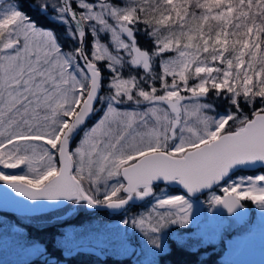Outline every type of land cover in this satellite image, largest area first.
<instances>
[{
	"label": "snow or ice",
	"instance_id": "obj_1",
	"mask_svg": "<svg viewBox=\"0 0 264 264\" xmlns=\"http://www.w3.org/2000/svg\"><path fill=\"white\" fill-rule=\"evenodd\" d=\"M38 2L63 33L0 11V168L32 174L0 181L113 208L161 180L264 204V172L242 174L264 166V0ZM190 208L161 195L134 223L156 234Z\"/></svg>",
	"mask_w": 264,
	"mask_h": 264
},
{
	"label": "rangeland",
	"instance_id": "obj_2",
	"mask_svg": "<svg viewBox=\"0 0 264 264\" xmlns=\"http://www.w3.org/2000/svg\"><path fill=\"white\" fill-rule=\"evenodd\" d=\"M13 3H15L13 0H0V11ZM53 10L52 17L54 18L55 9ZM0 172L6 175H28L29 177L32 175L28 173L27 166L24 165L17 169L0 168ZM261 172L264 171H257L253 174ZM249 174L251 173L245 175ZM155 185H153L156 190L154 195L139 204H133L139 205L134 212L124 209V212H117L122 213L120 216L110 220L96 219L79 226L67 227L64 233L57 238V243L64 250V256L76 255L82 252L80 251L82 247H86L87 250L93 251L101 258L111 255L129 257L133 264H161L158 256L169 250L168 240H174L193 250L208 247L205 255L215 250L221 251L222 255L218 258L219 263L216 264H264V204H257L251 200H248L250 205L243 203L251 208V215L239 224L234 217L227 214L222 205L211 203L213 194L223 195L221 187L215 186L203 194L190 197L179 187L177 188L180 191H170L163 187L164 184L157 189ZM161 189L164 191L162 192ZM107 190V186H100L96 199L101 200ZM161 195L184 196L191 206L189 222L183 225L171 223L156 234H146L134 221L145 217V227H147L149 223L147 218L157 203V197ZM68 201L71 202L66 204ZM68 201L50 209L57 208L54 213L61 215V218L79 209H90L84 200L73 198ZM47 210L41 212L15 210V213L21 216L29 214L32 219L37 217L34 214H42ZM39 217L51 219L53 222L57 216L40 215ZM36 221H41V219ZM45 255L47 253L44 248L34 239L0 218V264H20L32 258H44Z\"/></svg>",
	"mask_w": 264,
	"mask_h": 264
},
{
	"label": "trees",
	"instance_id": "obj_3",
	"mask_svg": "<svg viewBox=\"0 0 264 264\" xmlns=\"http://www.w3.org/2000/svg\"><path fill=\"white\" fill-rule=\"evenodd\" d=\"M13 1L19 4L21 11L32 16V18L40 23L41 26L55 28L61 33L65 31V26L58 23L52 17L54 10L49 8L47 12L41 11L38 0ZM209 98L214 99L212 98L211 93L209 94ZM257 171H264V169L258 168L252 171L245 170L242 174H253ZM160 185L162 184H156L155 188L157 189ZM163 187L168 188L170 191H180L177 187L171 188L165 184ZM71 201L66 202V204ZM243 203L250 205V201L248 200H244ZM138 206L139 205L129 204L125 210L134 212ZM56 210L57 208L47 210L42 214H34L37 217L32 219H30L31 217H29V214H23L24 216H21L20 214L12 211L0 210V218L3 221L10 226H15L24 231L29 238L34 239L38 244H40L47 253L44 258L36 257L20 264H133L132 259L129 257H114L108 255L105 258H101L96 254L82 252L73 256H64L63 248L57 243V238L64 233L67 227H72L73 225L79 226L92 222L96 219L110 220L120 216L122 213L110 214L105 210L79 209L78 211L67 214L65 218H61V215L54 213ZM40 215L57 217H55V220L52 222L51 219L39 217ZM37 219H41V221H36ZM168 242L169 250L158 256V260L161 264H216L219 263L218 258L222 255L221 251L218 250L212 251L209 255H205L208 247L193 250L182 246L174 240H168Z\"/></svg>",
	"mask_w": 264,
	"mask_h": 264
},
{
	"label": "water",
	"instance_id": "obj_4",
	"mask_svg": "<svg viewBox=\"0 0 264 264\" xmlns=\"http://www.w3.org/2000/svg\"><path fill=\"white\" fill-rule=\"evenodd\" d=\"M258 168L264 169V166L257 165L255 167H250L246 170L252 171V170H256ZM155 184H164V182L161 180ZM168 185L170 187H179L184 193H186V195H188L190 197H196V196L203 194L206 191H208V189H204V190H201L199 192L188 193L179 184H176L173 182V183H170ZM150 196H148V197H150ZM148 197L142 198L139 196H133L131 199H129L127 201V203L125 205L118 207V208L109 207L107 204H104V203L91 204L87 200H84V201L87 202V205L89 206L90 209L106 210V211L111 212V213H117V212L123 211L129 204L130 205L139 204L142 201H144L145 199H147ZM73 198H75V197H73ZM73 198L59 197L56 200H49L46 196L39 195L35 199H33L29 195H25L22 192H18L15 187L8 184L7 182L0 181V202L11 204V205L24 206V207L33 209L35 212H41V211L50 209L52 207L60 205V204L66 202L70 199H73ZM79 200H82V199H79ZM222 207L226 210L227 214L234 217L239 224L243 223L244 220H246L251 215V208L249 206L243 204V202H241V205L232 212H229L224 206H222ZM2 210L16 212L13 209H2ZM80 251L94 254L93 251L87 250L86 247H82Z\"/></svg>",
	"mask_w": 264,
	"mask_h": 264
},
{
	"label": "bare ground",
	"instance_id": "obj_5",
	"mask_svg": "<svg viewBox=\"0 0 264 264\" xmlns=\"http://www.w3.org/2000/svg\"><path fill=\"white\" fill-rule=\"evenodd\" d=\"M0 209H13L19 212H33V209L24 207V206H17V205H11L7 203L0 202Z\"/></svg>",
	"mask_w": 264,
	"mask_h": 264
}]
</instances>
